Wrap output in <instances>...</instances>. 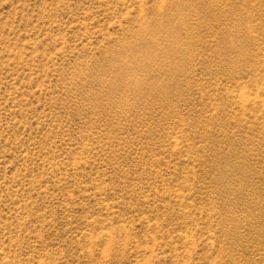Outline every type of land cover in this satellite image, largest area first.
Listing matches in <instances>:
<instances>
[{"label":"rangeland","instance_id":"374dc122","mask_svg":"<svg viewBox=\"0 0 264 264\" xmlns=\"http://www.w3.org/2000/svg\"><path fill=\"white\" fill-rule=\"evenodd\" d=\"M0 264H264V0H0Z\"/></svg>","mask_w":264,"mask_h":264}]
</instances>
